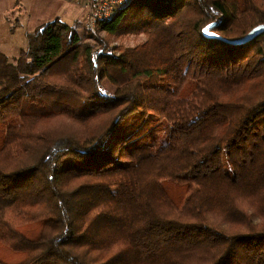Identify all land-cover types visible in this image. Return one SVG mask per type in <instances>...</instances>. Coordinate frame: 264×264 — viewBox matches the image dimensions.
I'll return each instance as SVG.
<instances>
[{
  "label": "trees",
  "instance_id": "16d2710c",
  "mask_svg": "<svg viewBox=\"0 0 264 264\" xmlns=\"http://www.w3.org/2000/svg\"><path fill=\"white\" fill-rule=\"evenodd\" d=\"M262 23L130 0L0 51V264H264V33L212 36Z\"/></svg>",
  "mask_w": 264,
  "mask_h": 264
},
{
  "label": "rangeland",
  "instance_id": "374dc122",
  "mask_svg": "<svg viewBox=\"0 0 264 264\" xmlns=\"http://www.w3.org/2000/svg\"><path fill=\"white\" fill-rule=\"evenodd\" d=\"M87 12L80 0H0V51L14 60L28 47L29 32L56 18L72 24L85 18ZM101 35L113 47L134 46L142 40L132 35L122 38Z\"/></svg>",
  "mask_w": 264,
  "mask_h": 264
},
{
  "label": "built area",
  "instance_id": "2783aa9c",
  "mask_svg": "<svg viewBox=\"0 0 264 264\" xmlns=\"http://www.w3.org/2000/svg\"><path fill=\"white\" fill-rule=\"evenodd\" d=\"M88 9L84 21L91 29H95L97 23L112 17L115 9L130 0H80Z\"/></svg>",
  "mask_w": 264,
  "mask_h": 264
},
{
  "label": "water",
  "instance_id": "95a60500",
  "mask_svg": "<svg viewBox=\"0 0 264 264\" xmlns=\"http://www.w3.org/2000/svg\"><path fill=\"white\" fill-rule=\"evenodd\" d=\"M215 24L216 23L211 24L208 28L214 26ZM261 33H264V23L257 25L246 36H244V37H242L240 39L230 40V39L223 38V37H221L220 35H217V34H214L212 36L213 37H217V38H221V39L227 41L228 43L236 45V44H245V43L253 40L255 37H257Z\"/></svg>",
  "mask_w": 264,
  "mask_h": 264
},
{
  "label": "crops",
  "instance_id": "0c3cea01",
  "mask_svg": "<svg viewBox=\"0 0 264 264\" xmlns=\"http://www.w3.org/2000/svg\"><path fill=\"white\" fill-rule=\"evenodd\" d=\"M82 20H84V18Z\"/></svg>",
  "mask_w": 264,
  "mask_h": 264
}]
</instances>
